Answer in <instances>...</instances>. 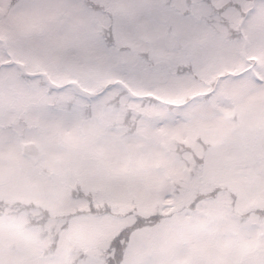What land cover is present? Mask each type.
I'll return each instance as SVG.
<instances>
[{
  "label": "snow or ice",
  "instance_id": "snow-or-ice-1",
  "mask_svg": "<svg viewBox=\"0 0 264 264\" xmlns=\"http://www.w3.org/2000/svg\"><path fill=\"white\" fill-rule=\"evenodd\" d=\"M0 264H264V0H0Z\"/></svg>",
  "mask_w": 264,
  "mask_h": 264
}]
</instances>
